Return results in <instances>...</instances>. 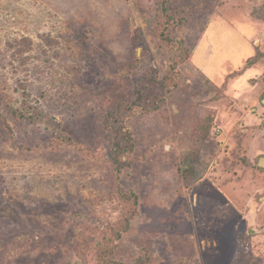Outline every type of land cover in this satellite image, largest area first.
<instances>
[{"label":"rangeland","instance_id":"rangeland-1","mask_svg":"<svg viewBox=\"0 0 264 264\" xmlns=\"http://www.w3.org/2000/svg\"><path fill=\"white\" fill-rule=\"evenodd\" d=\"M263 97L264 0H0V264H264Z\"/></svg>","mask_w":264,"mask_h":264},{"label":"trees","instance_id":"trees-1","mask_svg":"<svg viewBox=\"0 0 264 264\" xmlns=\"http://www.w3.org/2000/svg\"><path fill=\"white\" fill-rule=\"evenodd\" d=\"M163 10L165 9L163 8ZM106 117L107 118L105 120V134L111 140L109 142L112 143L111 149L109 150V154L112 163L115 166L114 171L119 173L124 165V161H126L125 155L129 152L131 153L134 150L133 137L128 127L126 126V123H121L120 125L114 127L115 124H111L109 117ZM113 134H116V136H112ZM117 236L119 238L120 233ZM110 262L111 260H108L107 263L103 264H110Z\"/></svg>","mask_w":264,"mask_h":264},{"label":"water","instance_id":"water-1","mask_svg":"<svg viewBox=\"0 0 264 264\" xmlns=\"http://www.w3.org/2000/svg\"><path fill=\"white\" fill-rule=\"evenodd\" d=\"M262 102L264 103V99H263ZM259 164H260L261 166H264V158H261V159L259 160Z\"/></svg>","mask_w":264,"mask_h":264},{"label":"crops","instance_id":"crops-1","mask_svg":"<svg viewBox=\"0 0 264 264\" xmlns=\"http://www.w3.org/2000/svg\"><path fill=\"white\" fill-rule=\"evenodd\" d=\"M264 97L261 99L263 101ZM263 103V102H262ZM264 104V103H263Z\"/></svg>","mask_w":264,"mask_h":264}]
</instances>
